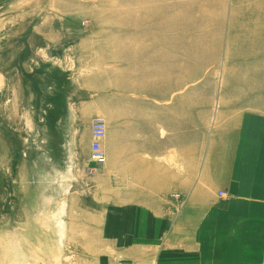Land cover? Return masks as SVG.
<instances>
[{"label": "rangeland", "instance_id": "374dc122", "mask_svg": "<svg viewBox=\"0 0 264 264\" xmlns=\"http://www.w3.org/2000/svg\"><path fill=\"white\" fill-rule=\"evenodd\" d=\"M67 97L78 137L69 163L60 145ZM165 101L183 126L182 137L168 130L161 191L158 169L111 168L108 160L87 172L83 136L93 118L106 120L109 153L128 111L142 123ZM262 102L264 0H0V264H133L103 228L115 217L111 204L151 198L165 205L151 232L141 209L121 222L137 227L124 233L130 246L159 259L188 192L175 183V143L182 138L179 173L189 174L221 111L260 110ZM190 112L197 130L185 122L194 125ZM255 257L247 259L264 264Z\"/></svg>", "mask_w": 264, "mask_h": 264}, {"label": "crops", "instance_id": "0c3cea01", "mask_svg": "<svg viewBox=\"0 0 264 264\" xmlns=\"http://www.w3.org/2000/svg\"><path fill=\"white\" fill-rule=\"evenodd\" d=\"M67 98L70 108V99ZM181 98L176 97V100ZM164 104L157 112H144L138 119L142 123L135 122V114L128 111L126 126L119 128L120 133L113 139L110 152L105 149L111 168L135 167L138 164V167L158 169V191L167 182L168 130L182 137L183 126L177 108L168 113L167 102ZM71 111L70 108L68 117H63L60 143L67 163L75 157L78 139L73 123L75 113ZM189 116L190 120L196 119L194 125L192 121L185 122L190 130L193 126L197 130V112H190ZM168 119H174V125L173 120L168 124ZM83 137L89 152L92 141L90 127ZM174 150L175 183L188 184V192L185 193V210L175 225L173 239L163 247L167 250H160L159 259L153 258L151 263L152 251L146 250L145 246H130V238L124 234L133 232L136 225L121 220L123 215L134 217L135 213L140 214L136 211L141 209L146 211L142 213L146 216L143 228L151 232L154 221L161 214V207L165 205L161 200L152 202L154 198L148 204L130 200L111 204L115 217L113 222L105 224L103 232L115 233L114 244H122L120 248L124 250L121 253L129 251L124 258H130L133 264H231V261L234 264H251L256 259L248 260L247 257L255 252V258L264 261V106L260 110L247 108L235 114L221 111L204 155L192 164L189 174L179 173L182 168V138L180 143H175ZM142 153L150 160L138 161L136 155ZM132 156L133 159L129 158ZM147 184V191L153 193L156 183ZM131 187L132 184L128 183L126 190H132ZM220 192L226 195L220 196ZM248 232L256 233L254 240Z\"/></svg>", "mask_w": 264, "mask_h": 264}, {"label": "built area", "instance_id": "2783aa9c", "mask_svg": "<svg viewBox=\"0 0 264 264\" xmlns=\"http://www.w3.org/2000/svg\"><path fill=\"white\" fill-rule=\"evenodd\" d=\"M108 130L106 120L97 116L92 119L91 122V135L92 141L90 145V160L92 162V166L87 169V172L90 174H95L98 169L106 164L107 154L104 149V142L107 138ZM220 196H225L226 193L220 192ZM179 196L176 193L172 194V197L176 198Z\"/></svg>", "mask_w": 264, "mask_h": 264}, {"label": "bare ground", "instance_id": "6f19581e", "mask_svg": "<svg viewBox=\"0 0 264 264\" xmlns=\"http://www.w3.org/2000/svg\"><path fill=\"white\" fill-rule=\"evenodd\" d=\"M107 162V161H106ZM92 163V162H91Z\"/></svg>", "mask_w": 264, "mask_h": 264}]
</instances>
